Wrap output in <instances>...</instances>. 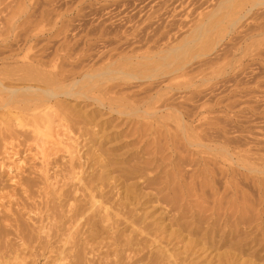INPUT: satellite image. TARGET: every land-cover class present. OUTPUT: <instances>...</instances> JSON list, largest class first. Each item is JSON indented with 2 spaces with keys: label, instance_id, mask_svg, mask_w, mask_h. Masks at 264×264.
<instances>
[{
  "label": "bare ground",
  "instance_id": "6f19581e",
  "mask_svg": "<svg viewBox=\"0 0 264 264\" xmlns=\"http://www.w3.org/2000/svg\"><path fill=\"white\" fill-rule=\"evenodd\" d=\"M30 1L0 0V15L6 11L5 16H2L3 18L8 17L6 25L4 27L0 26V41H6V46L9 50L13 46L12 42L19 35L23 36L22 39L20 38L24 42L22 50L28 52L31 49L29 42L37 37L35 33L32 34L33 29L31 30L30 27L36 28L40 24L42 25V22L46 21L49 15V11L46 12L44 10L35 15V9L31 10L29 8L33 6L34 2L30 3ZM230 1L232 0H221L214 10L206 14V18L198 24L188 38L184 41L182 39L183 42L178 46L161 51L163 53L162 56L154 55V53L153 56L135 54L127 58H121L124 61L120 63L111 61L95 73L79 74L84 78L91 79L86 86H77L81 81L80 79L65 84V80L68 78L66 79L62 71L51 73L52 76L44 75L43 72L46 70L41 68L43 66L41 61L19 68L23 72L22 76L18 78L20 81L31 82L40 80L42 86L30 84L21 87L6 86L0 80V108L6 109L12 116L10 118L11 123L7 121L4 123V127L1 128L0 135H3L1 139H4L6 135L4 132H9V136H16L17 134L20 135L18 130L21 129H24V131L29 130V133L35 135L40 134L39 129L43 124L47 125V122L50 121L49 113L52 112L60 119H68L71 123L72 121L76 124L81 122L84 125L94 121L93 113L89 114L86 111L85 113L74 114L75 112H72L71 109L62 107L58 99L64 96L92 100L100 107L105 108L106 106L110 112H115L119 115L130 116L141 112L147 116L150 115L151 118L157 114V110L153 109L150 112L142 109V106L154 103L163 95H169L166 100L170 98L173 100L172 97L175 91L184 89L190 91L191 95L180 96L183 103H185V100L195 99V101H198L204 99V89L202 87L204 80L208 79H205V75L202 74L204 71L202 68L204 65V60L202 59L204 52H202L201 48L196 49L195 47L208 30V24L214 23V25H218L222 18V14L218 17L220 8L224 3ZM253 5L256 6L255 3ZM252 7H246L243 11L241 10L242 8H239V16L234 22L242 19ZM15 17H17L16 20L14 19ZM32 17L34 18L32 19ZM49 17V20L52 21L51 16ZM20 19H23L20 25L21 28L15 32L16 28H18L16 23ZM49 20L47 19V21ZM56 22L58 23L59 21ZM60 26L58 25L59 28ZM135 34L137 35V33ZM22 41L20 44H22ZM27 43L28 46H26ZM13 49L15 50V48ZM42 59L44 58L42 57ZM132 59L136 61L134 63L126 61H132ZM48 60H43L46 61L45 65ZM192 60H197L196 63H199L197 80L193 81L196 78L194 76V78L188 77L175 85H167L161 88L164 93L156 91L154 94H148V92H151L150 88H142L119 96L116 95V91L119 89H114L121 85L113 84L108 86L100 94L101 96L88 95L95 91L97 85L113 80L131 83L146 80L151 83L159 77L174 75L184 71L185 68L188 69V65L190 66ZM126 64L131 66L127 68ZM61 68H57V71ZM101 81L105 82L102 83ZM128 98H135L134 100L139 102V104L131 105L134 100H129ZM164 102L163 100L162 110H168L169 112L166 113V116L177 122L178 135H181V142L188 147L197 148L199 152H204V155L205 153L207 155L210 154L211 157H208V161L204 159L203 164L199 163L197 159L190 160L193 161L197 168L189 174L188 181H185V175L181 173L178 167L179 164L187 159L185 155L181 154L177 155L178 163H172V155L169 158L159 155L161 164L166 160L170 170L162 171L164 174L162 176H158L159 174L155 173L152 174L153 170L155 171L160 166L158 159H156V155L160 153L157 141H155L157 146L152 152L146 151V153L151 154V157H149L150 154L146 157L144 155L145 152L142 154L143 157L138 156L139 152L134 153L126 150L120 154H115L116 158H111L110 156L113 155L111 153L126 148V145L121 144L118 147L105 149H101L100 145L99 149H96L99 150V154L96 156L98 159L97 168L87 172V176L81 175L83 163L75 165L71 161L67 175L63 174L58 181L56 179L58 176H53L51 180L56 182L52 183L58 184V182L66 180L75 181L77 184L81 183V187H84L82 189L83 192H87V195L84 194V196H87L88 199L85 202L77 201L63 194L60 190L59 192L54 191L51 206L46 203L43 209L38 206L28 211V213L33 212L38 217L44 215L43 220H40V226L35 230L36 234H33L34 228L30 230L26 225L14 224L15 235L20 242L19 247L30 250L31 254L27 256L31 257L29 259L30 264H201V260L197 261L198 263L193 260V255L198 250L205 249L211 252L221 247L224 248L223 252L215 254L217 264H235L236 257L241 256L245 251H249L245 253L251 257H258L259 246H264V200H262V196H264V177L260 180L257 176L255 181L253 180L252 182L251 178L253 176L251 177V173L264 175V162L260 166H258L259 162L255 163L254 160L256 159L254 158L253 160V157L248 155L251 148H247L243 152L247 154H240V150L237 149L240 145L241 147L243 145L238 141H232V139L211 141L215 142L213 145L202 142L205 134L204 128H202L204 126V116L198 117L204 114V105L198 107L197 111V107L193 105L196 108L194 110L193 108L183 107L181 105L182 102L173 104V101H169L173 106L171 104L167 106ZM191 102L193 103V101ZM53 107L59 109L63 115L57 114ZM159 110L161 109L159 108ZM194 122H198L196 123L198 126L192 125ZM65 126L66 129L69 128V126ZM215 132L224 134L223 129H218ZM58 139L54 137L55 142ZM69 140L70 144L64 142H61V144L64 143L62 148L70 154L69 157L72 160L75 146L71 143H74L75 140L70 138ZM58 142L57 144H60ZM258 143L260 142L258 141ZM42 147L44 146L42 145ZM42 147H40L41 151L39 152H42ZM174 147L175 145L172 144L171 150ZM172 152L173 154L175 153L173 150ZM18 153L9 150L5 153L6 160L9 161L8 165L3 164V161L0 162V165L10 169V171L13 169L21 170L24 159L21 156L19 157ZM40 155L42 159L45 157L44 152ZM257 160L262 161L261 158ZM200 161L203 162V160ZM11 163L13 167H10ZM218 163L221 166H216ZM85 172L86 170L83 174ZM44 176V181L46 182L48 177L46 174ZM134 179L138 181L136 182ZM221 180H223V185L220 188L218 184ZM45 184L47 186L53 185L50 182ZM21 185L27 194V187L30 189V185L28 182H23ZM240 185L253 188L252 190L255 188L257 190L256 193L258 192L256 199L258 202H255L253 197L244 195L242 190H240ZM144 188L152 190L143 192ZM119 190L122 191L120 192ZM248 197L253 198L254 202L250 201ZM147 203L163 205L164 213L168 220L166 224L164 223L165 225L158 222L160 219L155 217L152 211H144L147 208L144 207ZM140 210L143 212H140ZM27 219L31 220L29 216ZM45 221L46 224L44 223ZM14 222L17 223V220L15 219ZM125 232H128V234L122 236ZM2 242L1 240L0 264H8L10 260L5 258L6 247ZM163 242H165V245ZM176 243H182V251L176 254L170 253V247L167 248V246L171 244L172 247ZM259 249L261 250V248ZM21 252L20 254L17 252L13 253L12 258L16 261L14 263L29 264L26 261L27 257ZM41 261L43 262L41 263ZM242 264L247 263L244 261Z\"/></svg>",
  "mask_w": 264,
  "mask_h": 264
},
{
  "label": "rangeland",
  "instance_id": "374dc122",
  "mask_svg": "<svg viewBox=\"0 0 264 264\" xmlns=\"http://www.w3.org/2000/svg\"><path fill=\"white\" fill-rule=\"evenodd\" d=\"M220 1L31 0L30 3L34 2V4L29 8L31 10L35 9V15L41 10L49 11L48 17L51 16L52 21L49 20L50 17H47L51 22L46 19L47 22L43 21L42 25L40 24L36 28L29 26L31 30L33 29L32 34L35 33L37 37L31 40V43L29 42L31 49L28 52L22 50L24 42L20 38L22 39L23 36L17 35L16 40L12 42L11 50L6 46V41H0V80L6 86L21 87L28 84L42 86L40 80L28 82L18 79L23 73L19 68L41 61L43 63L41 68L46 70L43 72L44 75L52 76L53 73L62 71L66 79L68 78L65 80V84L80 79L81 81L77 86H86L91 79L89 80L81 75L95 73L111 61L120 63L124 61L121 58H127L135 54L153 56L154 53V55L162 56L163 53L161 51L180 45L198 24L206 18V14L214 10ZM254 3L256 6L253 5ZM250 6H253L251 10L242 19L234 22L239 16L240 9L242 8L241 10L243 11V9ZM220 9L218 17L222 14L221 21L218 25H214V23L208 24V30L195 47L196 49L201 48L202 52H204L202 58L204 60V65L202 66L204 71L202 74L205 75V79L208 78L204 80L202 87L204 89V99H201L202 101L193 99L190 101L185 100V103H183L180 96H188L191 92L184 89L177 90L172 97L173 100L171 98V100H166L169 95H163L154 103L142 106V109L150 112L153 109L157 110V114L152 118L149 115V118V116L141 112L130 116L119 115L115 112H110L106 106L105 108L100 107L92 100L64 96L58 99L62 107L71 109L72 112H75L74 114L85 113L86 111L89 114L93 113L95 117L94 121H92L93 123L84 125L81 122L80 124H76L73 121L71 123L68 119H60L52 112L49 113L50 121L47 122V125H41L40 134L29 133V130H25V133L24 129H21L18 130L20 135L9 136V132H4L6 134L4 139H1L3 135H0V162L3 161V164L8 165L9 161L6 160L5 153L9 150L19 152L18 156L24 159L21 170L13 169L10 171V169L0 165V242L2 240L6 247L4 255L5 258L10 260L8 264H16L14 263L16 261L12 258L15 252L20 254L21 250L24 249L21 253L26 257L31 254L28 248L19 247L20 242L16 238L14 224L26 225L30 230L34 228L33 234H36L35 230L40 226V220H43L44 215L42 217L39 216V218L33 212L28 213V211L38 206L43 209L46 203L51 206L54 191L59 192V190L71 199L81 200L82 202L87 201L88 197L84 196L87 192H83L82 189L84 187H81V183L77 184L75 181L66 180L53 184L52 182L56 181L51 179L57 175L56 179L58 181L63 174L67 175L71 161L75 165L83 163V169L81 170L83 172L86 170V172L84 174L81 172L82 176H87V172L96 170L98 165L96 156L99 154V150L96 149H99L100 145L101 149L118 147L121 144L126 145V148L111 153L113 154L110 156L111 158H116L115 154H120L126 150L134 153L139 152L138 156H143L142 154L145 152L144 155L148 157L147 155L150 153H146V151L152 152L157 146L155 145V141H157L160 153L156 155V159L160 162H158L160 166L156 169L157 171L153 170L152 174L155 173L159 174L158 176H162L164 175L162 171L170 170L166 160L161 164L159 155L165 158H169L172 155V163H178L177 155L181 154L187 158L178 165L181 173L185 175V181L189 180V174L197 168L193 161L190 160L197 159L199 163L204 164V159L207 160L208 157H211L210 154L207 155L205 153L204 155V152H199L197 148L188 147L181 142V135H178L177 122L166 116V113L169 112L168 110H162L163 100L167 106L182 102L181 105L183 107L193 108L194 110L196 108L193 106H195L197 111L198 107L204 105V114L198 117L204 116V126L202 128H204L205 134L202 142L213 145L215 142L211 141L232 139V141H238L244 146L241 147L240 145L241 148L237 149L240 150V154L247 148H251L248 155H251L250 157H253V160L254 158L256 159L254 160L255 163L259 162L258 166H260L264 162V0H232L224 3ZM5 14L6 11L0 15L1 27L6 25V19H8V17L3 18ZM14 19L16 20L17 17ZM22 20L17 21L18 28H16L15 32L21 28ZM53 21L59 22L54 23ZM232 22L234 23L232 24ZM58 25H61L60 28ZM21 41L22 44H20ZM26 46H28V43ZM1 52L3 53L1 54ZM1 58L3 59L1 60ZM45 59H49L46 65V61H43ZM126 61L134 63L136 60ZM196 62L197 60L191 61V69L188 65V69L185 68L184 71L174 75H166L167 78L165 76L159 77L151 83L146 80L134 83L122 80L101 81L105 83L97 85L95 91L88 95H100L108 86L113 84L121 85L118 86L119 88L114 89H119L117 90L118 92L116 91V95L119 96L142 88H150L151 92H148V94H154L156 91L164 93L161 88L167 85H175L188 77L194 78L196 76L193 81L197 80L199 63ZM126 65L127 68L131 66L129 64ZM59 67L63 68L57 71ZM70 69L71 71H69ZM181 74L185 75L182 76ZM128 99L134 100L135 98ZM135 101H132L131 105L139 104V102ZM169 101L174 103L172 104ZM10 110L12 111V109ZM53 110H56L57 114L63 115L59 109L54 108ZM10 116L6 109L0 108V131L4 127V123L7 121L11 123L10 118L12 116ZM196 123L198 122H194L192 125L198 126ZM65 125L69 126V128L66 129ZM218 129H223L224 134L215 132ZM54 137L55 139L59 138L60 144H57L58 140L54 141ZM69 138L75 140L74 143H71L75 146L72 160H70V154L62 148L64 143L70 144ZM61 142L64 143L61 144ZM172 144L175 145L172 150L176 155L173 152L171 153L170 147H172ZM40 147H42V152L45 153L43 159L40 155L42 152H39L41 151ZM245 154L243 153L242 155ZM149 157H151V154ZM260 158L262 161L257 160ZM200 160H203V162ZM186 164L189 165L187 166ZM216 166L221 165L218 163ZM10 167H13L12 163ZM44 174L48 177L46 182L44 181ZM257 176L260 180L264 177L262 174L251 173V181H255ZM135 180L136 182L138 181L137 179ZM23 182H28L30 185V189L27 187V194L21 185ZM44 182H50L53 185L47 186ZM222 182L223 180L219 182L218 187L220 186L221 188ZM239 187L244 195L253 197L255 202L257 201L258 192L256 193L257 190L255 188L252 190L253 188L243 185ZM143 190V192H150L152 189L144 188ZM119 191L121 192L122 190ZM249 197L248 199L254 202L253 198ZM262 200H264V196H262ZM144 207H147L145 210L143 209L144 211H152L154 216L160 219L158 220V222H161L160 224L165 225L168 222L163 205L147 203ZM140 212L143 211L140 210ZM28 216L32 221L27 219ZM15 219L17 223L14 222ZM44 223L46 224V221ZM126 234L128 232L123 233L122 236ZM163 243L165 245V242ZM181 245L182 243H176L171 247L170 244L167 248L170 247L169 252L176 254L182 251ZM259 248L258 257H251L247 255L249 251H245L247 253L244 252L241 256L236 257L235 264H242L244 261L247 264H264V249H262L264 246H259ZM223 250V247L211 252L205 249L198 250L193 255V260L196 263L201 260V264H217L215 254L221 253ZM29 259L31 257H27L26 261L30 264Z\"/></svg>",
  "mask_w": 264,
  "mask_h": 264
}]
</instances>
